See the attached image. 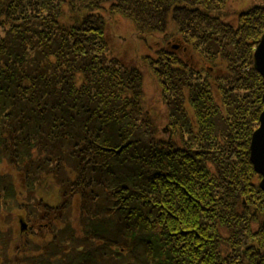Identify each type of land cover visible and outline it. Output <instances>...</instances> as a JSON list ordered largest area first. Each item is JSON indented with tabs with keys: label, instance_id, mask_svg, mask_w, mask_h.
<instances>
[{
	"label": "trees",
	"instance_id": "trees-1",
	"mask_svg": "<svg viewBox=\"0 0 264 264\" xmlns=\"http://www.w3.org/2000/svg\"><path fill=\"white\" fill-rule=\"evenodd\" d=\"M224 3L0 0V190L14 161L29 180L24 208L53 231L12 259L13 239L0 228V264H264V191L250 162L264 107L253 67L264 10L241 15L234 31L217 17ZM114 16L144 40L164 36L151 61L169 96L168 137L142 75L106 56V17ZM172 28L178 48L218 59L226 73L210 78L170 51ZM41 187H56L61 201L41 206L33 198ZM17 188L13 181L7 198L0 192V212L23 209ZM241 194L255 199L249 208Z\"/></svg>",
	"mask_w": 264,
	"mask_h": 264
},
{
	"label": "rangeland",
	"instance_id": "rangeland-1",
	"mask_svg": "<svg viewBox=\"0 0 264 264\" xmlns=\"http://www.w3.org/2000/svg\"><path fill=\"white\" fill-rule=\"evenodd\" d=\"M224 5L223 9L220 10V14L217 16V14H213V16H217L221 20V26H226L227 24L230 25L231 29L236 31L238 29L239 23L242 21L241 20V15L248 14L249 11L254 10H259L262 9L264 10V0H224ZM261 6V7H260ZM253 13H249V16H252ZM254 18V17H253ZM260 18V17H259ZM107 20V39L109 41V53H106L107 58L110 60L117 62L121 64V67L124 69L127 68H135L141 74L140 76V83H141V89L143 91V94L145 96V101L147 103V106L150 108L152 115L160 119V125H161V135L164 137H168V134L170 135L171 130L173 129L170 125L168 126L166 119H164L166 116V108H167V99L169 98L168 93L164 91L163 85H162V80L163 77L160 78L158 76V66H155L152 64L151 60H154V57L156 55V52L158 51L157 48H159V43L160 40H163L164 36H149L148 39H143L142 36L139 34V32L136 30V27L133 25V23L126 19L122 18L120 16L116 17H106ZM109 20V21H108ZM264 21V19H261ZM244 21V20H243ZM228 27V26H227ZM172 35L173 39L169 42L167 47H170V51H173L174 49L177 54L183 58V60L191 66L195 71L198 73L200 71L205 72L206 75H208L210 78L213 77L214 75H218V73H226L225 68L218 69V64H221V62L216 60H209L206 58L204 54L201 52H196L192 47H189L186 45L185 47H177V45L181 44V38L179 37L178 32L172 28ZM226 30V27L222 30ZM229 33L232 34V31L229 30ZM168 35H171L170 33H167ZM171 35V36H172ZM264 36V35H263ZM261 37V39L263 38ZM165 40V39H164ZM168 40H165L166 42ZM159 42V43H158ZM163 42V43H164ZM162 43V45H163ZM170 44H173L172 47ZM178 45V46H179ZM258 46V44H257ZM256 46V48H257ZM157 47V48H156ZM155 48V49H154ZM255 48V50H256ZM169 49V48H168ZM254 50V52H255ZM254 55H253V67L254 69L260 74L261 79H262V85L264 88V77L263 75L256 69L254 65ZM226 64V67L228 66V62L222 63ZM230 64V63H229ZM252 66V65H251ZM250 68V67H249ZM245 68L244 72L245 74L250 73V69ZM137 72V74H138ZM248 80V79H247ZM214 83V90H215V95L218 103L221 102V94L219 93V88L212 80ZM238 82V81H237ZM260 83V82H258ZM166 95V96H165ZM264 96V90L262 93V99ZM264 102V100H263ZM264 111V107L262 112ZM261 112V113H262ZM261 115V114H260ZM164 116V117H163ZM259 122L258 125H256V129L254 132L259 128ZM253 132V133H254ZM160 133V132H159ZM253 136V134H252ZM167 139V138H166ZM170 140L173 139V135L169 136ZM252 141V137H251ZM250 157H251V142H250ZM4 159V158H2ZM5 160V159H4ZM11 164H7L8 167H3V173L5 172H10L8 175L4 176V183L1 185V190L3 192V195L6 196V193L8 191V186L10 183L13 181L15 184L17 183L18 189L16 192V197L17 199L19 198L20 200L28 202L27 198H29V192L26 189V185L28 184V179L26 178V175L23 172V169L14 161H10ZM251 162V159H250ZM253 165V163L251 162ZM255 170V168H253ZM5 171V172H4ZM21 171V172H20ZM257 174V181L261 183L262 181V176L259 174L256 170L254 171ZM6 177V178H5ZM9 178V179H7ZM13 181H11V180ZM261 187V186H260ZM56 187L52 189L55 190ZM47 189H43L42 187L38 189L36 195H34V199L36 198L37 201H39L38 196L41 194L45 193ZM263 190V189H262ZM264 191V190H263ZM59 196V193H53L48 199L51 202H55ZM7 198V196H6ZM32 200V199H31ZM47 200V199H46ZM255 199H252V195L249 196L247 199L245 194H241L240 198V205L247 206L248 208L251 206L252 202ZM6 201V200H5ZM60 200L56 203L52 204H58ZM13 204V198H8V203L6 206H11ZM44 203L41 202V206H43ZM264 205V204H263ZM30 206V205H28ZM31 208V206H30ZM29 208H27L28 210ZM51 210L52 208H47V211L49 212L48 215H46V218L48 216H51ZM29 211V210H28ZM32 211V208H31ZM19 213L20 211H17L14 214H10V212L4 208L0 212V228L3 230L2 234L4 235L5 233L8 234L12 239L14 240L11 243V245L8 246L7 251L8 255L7 257H11L14 259L13 256L16 257V254L18 253H23L25 251L26 253L31 251V245L34 242V244H39V245H45L47 244L50 239L53 237V233L51 232L52 229L49 228V222L47 219H37L32 217V215L25 217L23 219V222L27 224V228L31 226V235L26 234L25 236L20 235V226L21 224L19 221L21 220V217L19 218ZM23 213V212H22ZM30 213V212H29ZM32 213V212H31ZM30 213V214H31ZM34 214V213H32ZM23 215V214H21ZM257 215H260L263 217V214L259 213L258 210H255V217ZM252 216H254V213H252ZM32 217V218H31ZM32 220V221H30ZM264 227V218L262 220ZM261 222V224H262ZM253 227L258 229L260 227L259 223L253 224ZM227 233V232H226ZM223 236L228 237L227 234L223 232ZM8 244V243H7ZM2 238L0 237V252L2 251ZM224 249V245L222 247ZM10 253V254H9ZM228 255V256H227ZM227 255V257H233V250H231ZM2 258V256L0 257ZM24 263V262H23ZM22 263V264H23ZM25 264V263H24Z\"/></svg>",
	"mask_w": 264,
	"mask_h": 264
},
{
	"label": "water",
	"instance_id": "water-1",
	"mask_svg": "<svg viewBox=\"0 0 264 264\" xmlns=\"http://www.w3.org/2000/svg\"><path fill=\"white\" fill-rule=\"evenodd\" d=\"M254 59L256 69L264 77V36L256 48ZM259 121L260 126L252 136L250 158L255 170L263 177L260 185L264 190V111L261 113Z\"/></svg>",
	"mask_w": 264,
	"mask_h": 264
}]
</instances>
